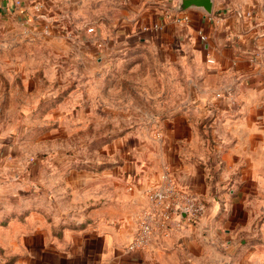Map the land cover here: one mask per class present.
<instances>
[{"label":"crops","instance_id":"0c3cea01","mask_svg":"<svg viewBox=\"0 0 264 264\" xmlns=\"http://www.w3.org/2000/svg\"><path fill=\"white\" fill-rule=\"evenodd\" d=\"M164 2L95 5L96 47L105 60L145 47L161 62L191 63L188 102L111 135L91 162L49 170L46 197L0 225V264H264V0H211L209 16L199 7L175 14L186 22ZM105 14L120 18L102 27ZM164 173L205 211L128 250L146 190Z\"/></svg>","mask_w":264,"mask_h":264},{"label":"rangeland","instance_id":"374dc122","mask_svg":"<svg viewBox=\"0 0 264 264\" xmlns=\"http://www.w3.org/2000/svg\"><path fill=\"white\" fill-rule=\"evenodd\" d=\"M110 1L0 0L1 226L46 197L41 179L52 168L91 162L111 135L188 102L191 63L161 62L145 47L99 57L94 6ZM110 17L102 27L120 18Z\"/></svg>","mask_w":264,"mask_h":264},{"label":"built area","instance_id":"2783aa9c","mask_svg":"<svg viewBox=\"0 0 264 264\" xmlns=\"http://www.w3.org/2000/svg\"><path fill=\"white\" fill-rule=\"evenodd\" d=\"M167 15L171 17L169 13ZM172 17L177 22L188 21L186 13ZM153 28L158 29L160 26L154 25ZM86 32L93 35L95 28L89 26ZM198 34L202 41L206 40L205 34L201 31ZM161 178L163 180L161 185L146 190L148 206L143 208L137 216L134 235L126 246L128 250L145 247L156 232L167 236L173 229L195 222L205 211L204 202L193 193L179 187L168 173H164Z\"/></svg>","mask_w":264,"mask_h":264},{"label":"water","instance_id":"95a60500","mask_svg":"<svg viewBox=\"0 0 264 264\" xmlns=\"http://www.w3.org/2000/svg\"><path fill=\"white\" fill-rule=\"evenodd\" d=\"M165 10L169 11L172 15L185 10L188 7L202 8L206 15L211 12V0H164Z\"/></svg>","mask_w":264,"mask_h":264}]
</instances>
